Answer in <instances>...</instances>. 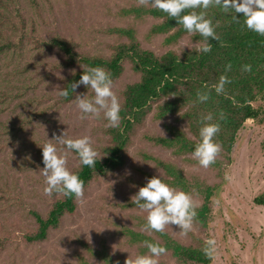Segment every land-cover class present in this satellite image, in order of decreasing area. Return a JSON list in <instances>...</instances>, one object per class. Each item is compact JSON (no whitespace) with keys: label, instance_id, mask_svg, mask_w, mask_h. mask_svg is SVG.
Returning <instances> with one entry per match:
<instances>
[{"label":"rangeland","instance_id":"rangeland-1","mask_svg":"<svg viewBox=\"0 0 264 264\" xmlns=\"http://www.w3.org/2000/svg\"><path fill=\"white\" fill-rule=\"evenodd\" d=\"M130 5H139L138 0H0V31L15 41L23 34L43 39L59 35L74 40L81 53L103 56L109 55V45L124 41L106 33L104 30L109 27L135 26L140 47L157 56L167 50L178 52L201 45L189 35L174 44L164 42L166 34L146 39V31L159 19L118 14L120 8ZM62 60L63 54L58 50H38L27 37L20 47L0 52V232L8 231L12 236V241L0 251V264H76V252L87 256L82 242L97 247L101 240L121 264L135 257V246L128 244L117 230L123 225L140 230L136 217L145 219L146 213L120 204L131 199L153 176H160L167 183L163 170L145 155L175 164L192 184L199 181L215 187L209 225L201 227L192 221V229L185 235L178 226L170 224L165 231L171 237L191 246L214 239L210 264H264V206L252 201L264 190V124L246 120L231 151L218 153L215 163L203 168L191 154H175L146 138L168 135L164 128L168 123L190 135L181 111L158 120L153 118L154 105L126 147L123 166L92 180L84 196L76 198V211L64 215L61 224L51 229L44 241L28 244L21 240L22 232L34 227L30 210L44 213L50 204L40 174L44 167L41 146L63 132L70 138L89 136L94 148L107 139L103 114L81 119L76 107V95L88 96L91 89L84 91L79 86L72 101L60 102L63 77L73 71L54 67ZM138 79L139 73L126 60L122 73L113 80L119 102L125 85ZM255 104L264 107V99ZM65 153L67 166L73 170L77 159L63 148L60 154ZM194 192L190 195L197 205L201 197ZM157 259L158 264H184L169 252Z\"/></svg>","mask_w":264,"mask_h":264},{"label":"trees","instance_id":"trees-1","mask_svg":"<svg viewBox=\"0 0 264 264\" xmlns=\"http://www.w3.org/2000/svg\"><path fill=\"white\" fill-rule=\"evenodd\" d=\"M188 11V10H186ZM197 11H200L197 9ZM121 16H134L141 18L145 15L158 18L145 33V38L150 39L157 34H166L164 42L174 44L184 35H189L193 41L205 43L199 34L188 33L181 25L176 24L174 18L168 17L151 5H130L118 10ZM207 17L212 20L217 39L209 38L207 43L211 45V51L202 53L196 51L199 47L183 48L178 52L167 50L157 56L150 50L142 49L137 39L135 26L109 27L104 31L115 35L119 39L117 43L109 45L108 56L100 54H84L77 50V44L72 39L53 35L47 39L40 36H20L16 41L6 33L0 31V52L18 48L24 37L30 38L33 47L38 50L56 49L63 54V60L55 63L54 67L73 68V71L63 77L61 89H69L70 85L79 81L83 71L88 67H101L111 74L112 81L119 77L124 69V62L131 63L133 71L139 73L137 81L128 83L121 91V120L116 128L105 127L107 135L104 144L95 146L98 153L95 168L79 164L78 156L70 151L77 159V166L72 170L78 172L86 187L92 180L104 176L108 172L119 169L125 162V149L130 144L136 129L143 121L154 105L153 118L163 119L171 114L181 113L188 125V135L180 127L173 124H164L168 135H147L146 138L164 148L171 149L175 154H191L196 142L199 141V127L201 118L211 113L213 120L218 123L220 131L214 137L215 142L221 145L219 154H227L235 143L237 133L246 120L252 119L258 124H264V107L255 104L264 99V36L249 31L243 26V19L237 23L232 19L231 11L225 13L221 8L213 6L206 10ZM239 15V14H238ZM23 30V29H22ZM231 69L226 71V66ZM251 66L250 71H245V66ZM227 76L229 83L225 84L224 91L217 94L214 86L220 77ZM83 86V90L88 89ZM79 86L67 98L59 95L60 102L72 101ZM207 93L208 100L199 102L197 93ZM92 91L87 95L92 96ZM221 113L223 119H220ZM59 146V145H58ZM62 147L63 146H59ZM66 149V148H64ZM67 150V149H66ZM101 156V157H100ZM100 157V158H99ZM155 165L163 170L167 176L170 187L183 190L189 194H198L201 199L196 205V217L193 221L201 227L210 223L215 187L194 184L185 177L182 170L175 164L160 158L145 155ZM41 163H43L41 161ZM50 204L44 213L38 210H30L34 227L22 232L21 240L24 243H37L44 241L51 229L57 228L64 215H71L76 211V198L64 197L61 193L49 196ZM253 203L264 206V190L253 198ZM123 208H138L127 199L120 204ZM137 226L134 229L126 225L120 226L118 235L135 246L138 254H148L144 242L158 243L166 248V252L178 262L184 264H210L213 255H207L204 251L205 244L198 246L183 245L171 237L166 231L149 232L144 230L145 219L137 216ZM12 241L11 233L0 232V251L7 243ZM82 246L88 257L94 258L100 264H121L117 258H113L108 251L104 240L97 247H91L82 242ZM87 256L76 252V264H94Z\"/></svg>","mask_w":264,"mask_h":264},{"label":"clouds","instance_id":"clouds-1","mask_svg":"<svg viewBox=\"0 0 264 264\" xmlns=\"http://www.w3.org/2000/svg\"><path fill=\"white\" fill-rule=\"evenodd\" d=\"M138 3L141 6L150 3L154 9L174 18L176 24L181 25L188 33L203 37L205 43L196 49L198 52H210L211 45L207 41L209 38L217 39L212 20L206 14V10L213 6L221 8L225 13L230 11L234 13L232 19L237 23L242 17L244 27L264 36V0H138ZM230 69L229 64L226 66V71ZM244 70L250 71L251 66H245ZM73 75H75L74 71ZM229 82L227 76L222 75L214 86L215 92L222 93L225 84ZM80 84L94 93L91 98L86 95H76V107L80 118H99L102 113L107 121L106 127H118L121 120V104L113 91L111 74L101 67H88L83 71L79 81L70 85V90L61 89L59 95L67 98ZM208 98L207 93H197V99L201 103L206 102ZM220 119H223L222 113ZM212 120L211 113L201 118V126L198 130L199 141L195 143L191 153L192 158L203 168L215 163L216 156L221 150V145L214 140L220 131V126L211 122ZM53 139L55 143L51 142ZM53 139H49V142L42 146L38 145L42 147L44 167L40 169V174L45 184L44 192L49 196L61 193L64 197L82 198L84 181L78 172L68 168L66 153L60 154V152L63 148L75 152L80 165L95 168L98 153L92 145L91 138L87 135L70 138L66 132H63ZM58 145L63 148L58 149ZM131 202L146 213L144 228L149 232L163 233L165 228L172 224L178 226L186 235L192 229V221L197 214L191 195L170 187L160 176L149 178L131 197ZM144 244L148 254H137L133 258H127L125 264H158L157 258L167 251L158 243L145 241ZM215 244V240L211 238L205 241L204 251L207 255L214 253Z\"/></svg>","mask_w":264,"mask_h":264}]
</instances>
